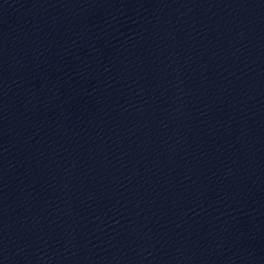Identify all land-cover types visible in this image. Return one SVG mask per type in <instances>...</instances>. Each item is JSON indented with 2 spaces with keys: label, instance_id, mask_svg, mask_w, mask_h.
Returning <instances> with one entry per match:
<instances>
[{
  "label": "water",
  "instance_id": "water-1",
  "mask_svg": "<svg viewBox=\"0 0 264 264\" xmlns=\"http://www.w3.org/2000/svg\"><path fill=\"white\" fill-rule=\"evenodd\" d=\"M0 264H264V0H0Z\"/></svg>",
  "mask_w": 264,
  "mask_h": 264
}]
</instances>
